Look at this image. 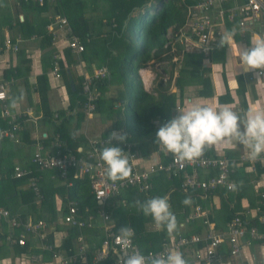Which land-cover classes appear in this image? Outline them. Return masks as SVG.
<instances>
[{
    "label": "crops",
    "instance_id": "obj_1",
    "mask_svg": "<svg viewBox=\"0 0 264 264\" xmlns=\"http://www.w3.org/2000/svg\"><path fill=\"white\" fill-rule=\"evenodd\" d=\"M189 1L191 4L195 2L194 0ZM238 3L240 1H234L232 4H225L224 7ZM47 4L48 10L38 13L33 8L13 0H0V82L4 83L7 88L6 100L0 101V132L4 130V124L8 125L10 116L17 118L21 125L18 142L8 138L0 139V180L6 177L7 172L11 174V168L16 165L33 170L34 167L30 160L36 143L42 142L47 151H53V143L57 134L64 147L66 145L62 137L65 135L73 137L72 142L75 145L69 149L80 148L83 153L89 149V140L109 138L112 132L125 133L127 140L122 144H127L129 149L124 148L121 143L114 146L121 148L128 157L134 154V159L129 161L131 170L134 167L138 171H143L149 165L168 164L174 156L172 153L159 150L156 134L160 127L179 115L178 108H188L193 103L200 106H211L216 110L229 106L240 116H243L249 109L264 111V70L244 71L239 59L242 50L250 49L252 42L259 40L256 34L258 29L253 27L242 38L235 33V24L228 23L225 30L233 33L235 40L232 48L225 45L208 54L202 52L181 54L179 46L176 45V57L167 54L165 57L160 56L158 60L152 58L146 66L138 70L137 83L141 85L143 92L152 96L153 103L143 107L146 101L144 105L138 107L139 115L145 119L146 124L134 126L130 134L124 124L130 119H135L128 117L126 113V109L130 106L131 95L125 86V78L120 76L118 68L114 70L105 65H99L96 61L83 60L80 54L76 55L71 50L70 63L66 56L67 49H69L67 46L69 36L56 28L53 31L48 29L55 14L56 2ZM99 7L100 5L92 8L90 4L87 6L90 12L93 9L92 12L95 13L97 12L95 9ZM43 19H48L45 30L46 35L51 37L49 46L40 37L39 26L36 27V31L32 29L28 32L20 25L28 21L29 24L36 26ZM171 34L169 30L167 37ZM7 40L16 44L18 50L7 49L5 47ZM174 58L176 61L173 60ZM55 62L60 67L59 78L52 74ZM101 68L107 71L105 80L111 85L105 89L103 95L98 90V86L96 87L99 98H101L100 110L95 111L93 116L88 118L82 109L77 107L78 98L77 95H73V92L79 84L82 88L85 76L93 75ZM259 71H262V75H258ZM122 91L123 94H121ZM123 95L126 97L124 98ZM162 96L169 102L167 106L157 103ZM14 98L19 99H17L16 107L13 108L11 103ZM5 109L9 116H4ZM79 113L83 116H79ZM160 120H165V122H161L160 126L156 127L154 122ZM149 125H152L153 129L150 128L151 126L148 127ZM56 127H60V132H57ZM147 127L148 130H146ZM44 135L46 138L42 139ZM203 154L212 158H228L238 163L232 175L234 190L227 191L219 188L206 197L201 190H191L182 194L176 191L175 196L171 192L173 189L170 182L172 175L157 173L151 176V188L147 192H141L138 188H130L107 202L105 210L111 215L110 223L113 230L118 232L125 226H130L134 230L129 216H135L136 209H140L138 201L142 203V201L160 195L167 197L170 210L177 218V229L171 236L168 234L163 240L157 239L165 228H157L152 217L149 218L143 214L144 227L140 234L134 230L132 239L139 251L146 254L150 251H161L172 237L196 235L205 239L209 228L203 224L204 218L213 226L214 231L220 234L225 232L226 222L230 215L248 209L253 210L264 187V153L252 159L247 148L233 142L230 147H206ZM192 170L188 168L187 173L191 174ZM198 172L200 179L208 178L214 173L204 170H198ZM38 175L40 176L39 187L43 181V186L47 187L49 184L51 190L54 191L53 214L55 219L50 220L51 210L48 205L42 207L44 197L42 198L40 190V196H37L28 186L25 178L18 180L13 177L16 180L14 187L7 183H2L4 188L0 185V208L8 210L11 215H19L23 220H44L47 223H53V227L45 231L44 237L26 235L24 247L17 248V245H8L6 241L1 242L0 240V263L2 256L13 251V254L19 258L24 257V264H55L51 254L43 249V245L45 243L55 245L63 255H72L77 250L79 237H82L86 245V257L90 261L95 248L99 247L103 239L102 230L98 226L94 228L70 227L62 221V216L66 213L70 201L77 202L80 219L86 218V210L94 213L99 208L92 197L88 181L80 180L83 183L76 186L74 181L77 179L73 178L72 173L68 174L67 179H62L54 170L39 172ZM178 184L179 178L177 177L176 186ZM78 190L80 194L85 192L90 197L81 209L79 205L82 201L79 203L71 198L73 192ZM30 191L34 193L31 200H29ZM187 198H190L191 203L185 205L183 201ZM197 206L205 211V217L186 222L187 214ZM248 220L251 225L257 226L259 230L262 229L255 214ZM6 226L8 235L11 228L7 223ZM1 228L0 225V231ZM20 233V230L15 231L16 236ZM149 235L153 240L149 239L143 245L140 239ZM204 245L205 241L181 247L176 252L182 255L186 264H200L195 257L196 251ZM141 246L147 248V251H142ZM218 253L224 264H264V241H253L246 237L238 255L230 256L227 244L220 246Z\"/></svg>",
    "mask_w": 264,
    "mask_h": 264
},
{
    "label": "built area",
    "instance_id": "obj_2",
    "mask_svg": "<svg viewBox=\"0 0 264 264\" xmlns=\"http://www.w3.org/2000/svg\"><path fill=\"white\" fill-rule=\"evenodd\" d=\"M15 2L27 3L34 2L42 5L45 2L55 3L57 0H13ZM194 4L188 6L186 20L177 33L168 36V43L165 49L168 52L163 54L174 55L176 57V45L179 46L180 53L202 52L208 54L221 46V35H227L226 24H235V33L244 38L247 31L257 27L259 40L264 39V0H194ZM234 1H240L229 7L225 4H232ZM59 29L69 36L67 46L72 53L79 55L84 51V45L80 39L72 34L71 27L67 18L61 14L55 13L48 29ZM221 28V29H220ZM5 47L18 50V46L11 40L5 41ZM176 61V58L173 59ZM60 67L57 62L54 63L52 74L59 78ZM262 75V71L258 72ZM107 77V71L104 68L98 69L93 75L84 77L82 83V93L84 102L82 111L86 117L90 118L96 111V102L99 98L97 83ZM7 97V88L0 82V101L4 102ZM4 116H9L7 110H4ZM9 127L0 132V139L8 138L11 141L18 142V134L21 131V125L17 118L10 116ZM164 123L165 120L154 122L156 127ZM46 138V135L41 137ZM109 138L92 139L88 142V150L82 153L80 148L75 150L67 149L63 146L60 136H55L53 151H47L42 142H37L35 150L31 157V164L34 169H25L18 165L13 168V177L15 179H26L28 186L37 196H40L38 182L40 180L39 172L54 170L62 179H67L68 174L72 173L73 178L77 180H87L91 190L92 197L98 205L94 213H89L85 219L78 216L77 202L70 201L66 213L62 216L64 224L75 228H94L98 226L103 232V239L98 248H95L90 261L87 260V248L83 243L82 237L77 239V250L72 255H63L55 245L45 243L43 249L51 254L55 264H120L121 257L126 254H142L133 239L129 244L117 240L120 231H114L111 225V215L105 210L107 202L111 198L117 197L122 191L130 188H138L141 192H147L150 188V178L157 173H166L167 175H176L182 173V182L180 190L187 193L191 190H201L206 197L217 189L223 188L227 191L234 190L235 185L232 175L235 172L238 163L228 158H212L202 155L194 162L179 161L175 156L171 158L168 164H153L146 167V170L138 171L132 168L131 174L123 181L109 180L105 164L100 159V153L105 147L111 145L107 142ZM118 141H112V146L118 144ZM124 148L129 149L127 144H122ZM129 159H134V154L129 155ZM191 168L192 173H187ZM198 170L213 171L208 178L200 179ZM256 215L257 221L262 225L259 230L257 226L251 225L249 218ZM205 217V211L197 206L191 213L187 214L186 222L197 218ZM4 220L11 228L10 234L6 237L8 245H17L24 247L26 245V235L43 236L45 231L53 227V223H47L44 220H23L19 215H11L8 210L0 208V221ZM203 224L208 226L206 238L200 236L191 237H172L161 251L148 252L144 255L153 257L169 252H176L179 248L199 244L205 241V245L196 251V260L200 264H224L223 259L218 253V248L224 244L229 247L230 256L239 254L242 242L248 237L250 240L264 241V187L259 194V200L256 207L251 210L234 214L227 222L224 233H216L213 226L203 219ZM21 233L16 236L15 231ZM1 264V263H0Z\"/></svg>",
    "mask_w": 264,
    "mask_h": 264
},
{
    "label": "trees",
    "instance_id": "obj_3",
    "mask_svg": "<svg viewBox=\"0 0 264 264\" xmlns=\"http://www.w3.org/2000/svg\"><path fill=\"white\" fill-rule=\"evenodd\" d=\"M47 3L48 2H45L42 5H39L37 3L34 4L32 1L27 3L21 2L22 5L29 6V8H33V10L38 13L48 10ZM89 4L92 8L98 5H100V7L99 9H95V11H97L96 13L94 11L92 12L93 9H91L90 12L87 8ZM191 5H193V3L191 4V1L189 0L56 1L54 13L61 14L67 18L72 34L78 37L84 45V51L80 54V57L86 61H96L99 65H105L110 69L117 70L118 68L120 76L125 78V86L128 88L129 94L131 95L129 101L130 106L126 109V113L128 117L135 119H130L124 124L126 130L130 134L133 131L134 126H143L146 124V122H144L145 119H142L139 115L140 110H138V107H141L142 104L144 105V102L146 101L147 102L143 107L149 106L153 103L152 96L143 92L141 85H138L137 72L140 68L146 66L152 58H156L158 60L160 56H163L164 53L168 52V50L165 49L166 44L169 42L167 38L168 31L170 30L173 34L177 33V29L184 25L188 6ZM47 23L48 19H43L39 25L37 24L36 26L29 24L28 21H25V23H21L20 25L22 29L28 32L32 29L36 31V27L39 26V30L41 32L40 37L44 40L45 44L49 46L51 45V37L46 35L47 32L45 27ZM70 55V49H67L66 56L69 58L71 63ZM110 85L111 83L108 84L105 79L97 84L98 90L102 93V95L104 94L105 89ZM158 87H160L159 84ZM73 95H77V107L82 109L85 98L82 94L81 84H79V87H76ZM100 100L101 98H99L96 102L97 112L100 110ZM157 103L165 106L169 104L164 96H162V99L157 101ZM79 116H83L82 113H79ZM8 127L9 124H4L3 128L6 130ZM148 127L153 129L152 125H149ZM148 127L146 130H148ZM56 130L57 132H60V127H56ZM69 137L70 136L66 135L62 137L64 144L66 145L65 148L67 149L72 146L74 147L75 145L74 142H72L73 137ZM11 170V174L10 172H7L6 177L0 180L1 186L2 183H7L14 187L16 180L13 178V167ZM181 176L182 173H177L176 176L172 175V181H170L171 186H173L171 192H173L172 194L175 196L176 191L178 194L183 193L180 190V184L182 182ZM177 177L179 178L178 186H176ZM81 182L83 183V181L80 180L74 181L76 186L82 184ZM85 182H87V180ZM43 184L44 183L42 181L41 187H39L40 193H42V198L44 197V201L41 200L43 201V203L41 202L42 207L43 205H48L50 207L51 214H49V218H51L50 220H53L55 219L53 214L54 191L51 190V186L49 184L47 187L45 185L43 186ZM2 188H4V186H2ZM74 189H76V187ZM32 194L34 193L30 191L29 200L32 199ZM158 197H163V195ZM71 198L79 201V203L82 201L79 205L81 209L90 197L88 194H85V192L80 194L78 190L73 192ZM32 206L35 207L33 204ZM136 210V215H130L129 220L134 230L140 234L144 227L145 220L142 210ZM232 216L233 214L230 215L228 219ZM6 223L4 220L0 221V225L2 226L0 231L1 242H4L7 237ZM166 235H168V233L165 228L164 232H162L158 238H155L163 240ZM150 236L151 235L145 236L140 239V241L142 240L141 243L144 245V243L149 239L153 240ZM16 247L19 248L20 246ZM142 251H147V248L142 247Z\"/></svg>",
    "mask_w": 264,
    "mask_h": 264
},
{
    "label": "clouds",
    "instance_id": "obj_4",
    "mask_svg": "<svg viewBox=\"0 0 264 264\" xmlns=\"http://www.w3.org/2000/svg\"><path fill=\"white\" fill-rule=\"evenodd\" d=\"M221 46L232 48L235 45L234 34L221 35ZM238 47V45H236ZM244 71L264 70V39L252 42V47L242 50L239 56ZM19 98H14L11 107H16ZM179 115L160 127L156 136L159 150L172 153L179 161L194 162L203 155L206 147L232 146L233 142L250 151L252 159L264 153V111L249 109L243 116L223 106L219 110L211 106L193 103L188 108H178ZM127 135L112 132L108 143L100 153L106 175L112 181H123L131 174L129 157L121 148L112 146V141L125 143ZM191 203L190 198L183 201ZM145 216H151L157 228H166L169 236L177 229V218L170 210L167 197H155L145 202H137ZM134 230L130 226L120 229L118 242L130 243ZM120 264H186L178 252H169L153 257H145L136 252L121 257Z\"/></svg>",
    "mask_w": 264,
    "mask_h": 264
},
{
    "label": "rangeland",
    "instance_id": "obj_5",
    "mask_svg": "<svg viewBox=\"0 0 264 264\" xmlns=\"http://www.w3.org/2000/svg\"><path fill=\"white\" fill-rule=\"evenodd\" d=\"M173 34V33H172ZM171 34V35H172ZM122 58V57H121ZM124 92L122 91L121 94H123ZM123 97L125 98L126 95ZM2 262L1 264H24V257L19 258L17 255L13 254V251H11L9 254H7L6 256H2L1 257Z\"/></svg>",
    "mask_w": 264,
    "mask_h": 264
},
{
    "label": "bare ground",
    "instance_id": "obj_6",
    "mask_svg": "<svg viewBox=\"0 0 264 264\" xmlns=\"http://www.w3.org/2000/svg\"><path fill=\"white\" fill-rule=\"evenodd\" d=\"M145 73V72H144ZM146 74V73H145Z\"/></svg>",
    "mask_w": 264,
    "mask_h": 264
}]
</instances>
